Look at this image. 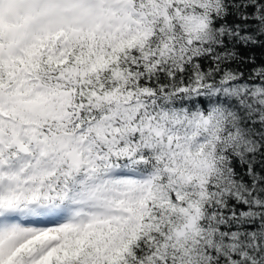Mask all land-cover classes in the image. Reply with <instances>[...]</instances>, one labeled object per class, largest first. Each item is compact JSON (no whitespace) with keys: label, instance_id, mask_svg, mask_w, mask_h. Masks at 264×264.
I'll use <instances>...</instances> for the list:
<instances>
[{"label":"snow or ice","instance_id":"snow-or-ice-1","mask_svg":"<svg viewBox=\"0 0 264 264\" xmlns=\"http://www.w3.org/2000/svg\"><path fill=\"white\" fill-rule=\"evenodd\" d=\"M0 264H264V0H0Z\"/></svg>","mask_w":264,"mask_h":264}]
</instances>
